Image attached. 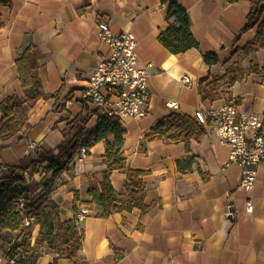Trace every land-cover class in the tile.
<instances>
[{"label": "crops", "instance_id": "obj_1", "mask_svg": "<svg viewBox=\"0 0 264 264\" xmlns=\"http://www.w3.org/2000/svg\"><path fill=\"white\" fill-rule=\"evenodd\" d=\"M170 1L0 0V101L8 96L20 100L15 111L31 125L21 140L0 150V167H4L0 176L7 166H27L45 152L56 153L67 123L85 113L80 89L107 51L98 35L100 21L114 32L133 33L139 63L151 64L149 111L140 119L120 122L126 131L125 169L110 176L112 187L122 193L127 168L148 171L142 177L148 209L143 214L137 208L111 210L108 216L98 217L94 212L99 207L88 210L83 204L105 167L106 142H97L81 162L71 159L49 194L59 207L61 221H74L79 210H88L77 226L82 235L78 251L72 259L59 258L57 264H264V161L257 168L253 189L244 191L239 187L240 168L228 162L229 148L209 128L203 127L204 134L186 145L144 138L170 113L191 117L200 107L226 103L264 122V75L248 71L250 62L264 66V50L242 52L255 38L256 25L243 28L260 0H174L186 9L198 43L180 54H171L157 40L167 27ZM27 47L37 55L43 91H59L57 97L32 105L25 101L15 60ZM208 53L217 56V63L204 62ZM236 63L243 74L229 84L225 71ZM204 91L214 99H203ZM167 102L178 107L169 109ZM96 119L93 114L87 127ZM29 142L35 148L26 154ZM44 178L41 171L32 177L35 193L42 189ZM248 196L253 199L251 213L245 209ZM38 230L39 226L33 228V241ZM54 257L44 253L36 264H49ZM0 264L5 263L0 260Z\"/></svg>", "mask_w": 264, "mask_h": 264}, {"label": "trees", "instance_id": "obj_2", "mask_svg": "<svg viewBox=\"0 0 264 264\" xmlns=\"http://www.w3.org/2000/svg\"><path fill=\"white\" fill-rule=\"evenodd\" d=\"M235 1L227 0L228 3ZM166 21L167 27L158 34L157 40L171 54L184 53L198 47L190 31L186 9L174 0L168 4ZM255 25V38L242 49L244 54L255 52L258 48L264 50V0H260L254 12L248 14V22L243 29H250ZM203 60L207 65L218 61L214 53L204 55ZM15 68L26 102L32 105L37 100L58 96L59 91L54 94H46L43 91L38 74L37 55L29 47L15 60ZM248 71L264 75V66L259 68L257 64L250 62ZM242 74V69L236 63L226 69L224 77H228V83L232 84ZM211 95L204 91L203 99L212 101L214 96ZM19 103L20 100L12 96L0 101V150L15 140H21L24 132L31 128L28 121L21 119L15 111ZM93 114L97 115L96 122L92 127H87ZM125 132L117 117L100 114L97 111H85L84 114L75 116L62 130L63 141L58 145L56 153L45 152L27 166H7L4 174L0 176V257L2 255L13 257L18 248L25 246L23 240L12 241L13 232L22 224L21 215L13 205L19 198L23 199L25 210L34 214L39 230L33 245L24 247V258L18 259L15 264H36L44 253L55 254L49 264H57V260L62 257L72 259L75 256L82 239L78 224L75 220H60L59 207L49 199V194L54 181L66 169L80 145L89 149L97 142H106V151L103 155L105 167L99 172L98 185L88 189L89 200L83 201L88 210H91L92 206L99 207L100 209L94 212L98 217L108 216L111 210L129 211L132 208L139 209L141 214L145 213L148 207L144 204L145 184L142 177L148 171L127 168L122 193L116 191L110 181L114 170L125 169L122 152ZM203 134V127L193 117L170 113L153 125L145 133L144 138L147 140L163 138L170 142H184L186 145L188 140L197 141ZM108 138L112 140L108 141ZM44 162L46 165L40 169L45 174L41 183L42 189L35 193L34 185L26 180L25 173L29 172L31 175L38 173L36 166ZM77 199L78 193L74 192V200ZM73 211H76L75 207Z\"/></svg>", "mask_w": 264, "mask_h": 264}, {"label": "built area", "instance_id": "obj_3", "mask_svg": "<svg viewBox=\"0 0 264 264\" xmlns=\"http://www.w3.org/2000/svg\"><path fill=\"white\" fill-rule=\"evenodd\" d=\"M100 41L106 46V53L97 59L92 71L79 92V101L85 111H97L100 114L115 116L119 122L124 119H140L149 111L151 91L148 88V69L150 63L141 65L136 51V39L130 31L114 32L109 25L100 21L97 24ZM185 81H188L186 78ZM68 102H64L67 106ZM169 109H176L175 102H167ZM96 115V114H95ZM97 117V115H96ZM204 128H209L220 143L229 148L228 162L240 168L239 187L251 191L257 177V168L264 161V122L254 114L238 112L234 103H226L214 108H198L191 116ZM33 142L27 145L26 154L34 149ZM85 146L79 147L74 158L81 162L88 153ZM4 169V167H0ZM41 167L36 166L40 172ZM37 174V173H36ZM25 173L27 181L32 177ZM21 215L22 224L13 232L12 241L22 242L32 246L33 228L38 226L34 214L24 208V201L19 198L13 203ZM248 213L253 210V199L248 196L245 200ZM87 209H81L75 214L78 224L83 220ZM24 246V247H25ZM24 247L11 257L2 255L0 260L5 264H15L24 258Z\"/></svg>", "mask_w": 264, "mask_h": 264}]
</instances>
